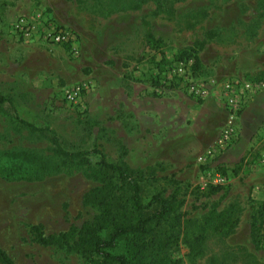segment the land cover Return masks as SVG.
<instances>
[{"label":"rangeland","instance_id":"rangeland-1","mask_svg":"<svg viewBox=\"0 0 264 264\" xmlns=\"http://www.w3.org/2000/svg\"><path fill=\"white\" fill-rule=\"evenodd\" d=\"M45 28L69 32L76 54L66 45L47 48ZM182 52L197 57L202 78L264 81V0H0V95L19 117L53 130L66 150L96 147L111 163L150 167L145 201L155 192L167 197L172 182L181 188V207L146 240L141 264H264L249 233L252 205L264 201V141L247 180L237 163L222 167L228 182L220 191L200 189L198 168L192 172L186 158L202 153L194 150L203 129L194 115L203 102L177 87L154 92L157 75ZM83 85L80 102H67L62 91ZM174 101L183 117L170 112ZM143 108L155 116L141 117ZM12 114L4 104L0 169L13 176L0 175V248L15 264H86L74 252L32 242L29 226L50 235L93 223L98 210L84 196L99 186L100 158L87 165L57 158L46 137L16 125ZM231 205L234 216L215 219ZM196 236L202 241L191 252L187 242Z\"/></svg>","mask_w":264,"mask_h":264},{"label":"trees","instance_id":"trees-1","mask_svg":"<svg viewBox=\"0 0 264 264\" xmlns=\"http://www.w3.org/2000/svg\"><path fill=\"white\" fill-rule=\"evenodd\" d=\"M148 38L153 40V36ZM69 48V46H67ZM180 58L192 57L196 70L199 60L193 54L182 52ZM4 104L10 106L12 119L19 127L37 133L48 139L51 152L57 158L88 164L90 156H99L98 172L95 179L99 186L84 196V204L97 208L98 215L93 223L83 224L79 230L71 226L67 231L46 235L41 224L29 226L32 242L43 247H57L80 255L86 264H141L140 257L147 250V239L154 238L158 229L181 207V188L175 184L172 193L163 197L161 192L153 193L147 201L144 197L145 177L152 172L133 169L123 161L111 163L105 155L93 147L91 150L69 151L62 147L57 134L48 127H37L22 120L12 101L0 95V110ZM225 176L223 169L218 166ZM0 175L8 179L13 173L0 169ZM222 186H207V194L220 191ZM253 202V201H251ZM238 212L235 205L220 213H212L215 219L223 221ZM236 221L233 222L234 225ZM250 241L257 250L264 251V201L252 205L250 216ZM202 241L201 236L187 242L191 252H196ZM0 264H15L11 257L0 248Z\"/></svg>","mask_w":264,"mask_h":264},{"label":"built area","instance_id":"built-area-1","mask_svg":"<svg viewBox=\"0 0 264 264\" xmlns=\"http://www.w3.org/2000/svg\"><path fill=\"white\" fill-rule=\"evenodd\" d=\"M29 30L24 32V38L30 36ZM43 44L49 48L54 45H66L75 52L74 37L65 30L45 28L41 33ZM83 86L65 88L63 97L69 103L77 104L81 100ZM179 88L186 97L196 102L213 101L222 106L228 116V121L222 127L214 142L196 157L199 172V187L224 186L227 178L218 168V158L235 145L239 138V131L235 122L239 115L258 95L264 93L263 80H246L236 78H218L216 76L200 77L197 74L195 61L192 57L180 58L155 80L154 92L163 96L171 92L172 88ZM259 165L264 169V149L260 152Z\"/></svg>","mask_w":264,"mask_h":264},{"label":"crops","instance_id":"crops-1","mask_svg":"<svg viewBox=\"0 0 264 264\" xmlns=\"http://www.w3.org/2000/svg\"><path fill=\"white\" fill-rule=\"evenodd\" d=\"M178 104H180V102L174 101V103L169 105V110L173 113H179L180 116L183 117L184 115H181L182 110L179 109ZM197 110V116L194 115V118L198 117V123L196 124L202 123L203 129L200 130V133L202 132L201 135L196 134L199 143L195 144L194 150L197 152H203L209 146H211L220 129L226 125L228 116L224 108L213 101H205L200 103L197 107ZM166 111L167 108L162 107L158 114L162 116V112L166 113ZM134 114L135 116L137 115L136 118H138L139 115L136 113ZM141 115H143L141 117H151V115L155 116V114H150V110H145L144 108ZM235 126L239 131V138L234 146H232L218 158V164L221 168H229L234 164L242 163L243 168L240 170L238 175L239 177L242 175L245 176V180H247L248 173H246V170L250 166H253L251 164L249 165L251 156L255 150L260 147V143L264 141L263 137H259L262 126H264V93L254 98L251 104L245 108V110L236 120ZM195 142L196 141L194 140V143ZM191 155L192 157L187 156L186 159L188 164L192 163L190 170H192V172H196V158L194 157L193 153ZM156 162L160 163L161 160Z\"/></svg>","mask_w":264,"mask_h":264}]
</instances>
